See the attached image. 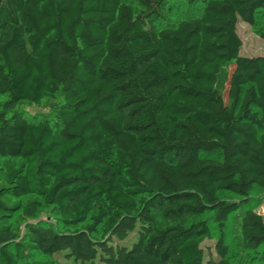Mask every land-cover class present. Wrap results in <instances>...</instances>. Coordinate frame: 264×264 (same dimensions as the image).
<instances>
[{"label": "trees", "instance_id": "16d2710c", "mask_svg": "<svg viewBox=\"0 0 264 264\" xmlns=\"http://www.w3.org/2000/svg\"><path fill=\"white\" fill-rule=\"evenodd\" d=\"M132 1L0 0V264H235L234 216L264 248V0Z\"/></svg>", "mask_w": 264, "mask_h": 264}, {"label": "rangeland", "instance_id": "374dc122", "mask_svg": "<svg viewBox=\"0 0 264 264\" xmlns=\"http://www.w3.org/2000/svg\"><path fill=\"white\" fill-rule=\"evenodd\" d=\"M128 3L133 5L138 10H141V6L132 0H126ZM183 8V13L178 10L172 11L169 13L165 20L164 25H177L179 21L184 19L187 14L195 15L200 12V9L195 8L194 10H190L186 8L184 5L181 6ZM261 27H264V17L259 16L257 25L255 27L248 25L243 21H239L238 23V34L243 42V47L240 52L242 57H256L264 55V39H262L258 34L257 30ZM21 111L25 115V117L29 121L39 122V121H48L57 128V119L54 113L46 107H37L30 105H22L20 107ZM218 157V155H215ZM3 172H0V184H2ZM222 199L227 201H237L238 197L229 194L222 193L220 195ZM36 199L32 197V200ZM251 208L260 213L264 217V190L254 189L251 193ZM28 222H37V221H47L53 224H57V215L52 208L42 207L35 219H28ZM213 230V239L209 240L210 244H213L220 235V232L216 225L211 224ZM24 230V227L22 228ZM225 237L227 244L231 248L230 259L235 264H264V248L259 251H245L241 248L240 244V217L234 216L230 219L229 223L225 227ZM56 259L65 263V259L63 256H56ZM40 260H43L42 258Z\"/></svg>", "mask_w": 264, "mask_h": 264}]
</instances>
